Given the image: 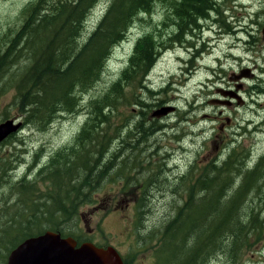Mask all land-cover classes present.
Listing matches in <instances>:
<instances>
[{
    "label": "rangeland",
    "instance_id": "374dc122",
    "mask_svg": "<svg viewBox=\"0 0 264 264\" xmlns=\"http://www.w3.org/2000/svg\"><path fill=\"white\" fill-rule=\"evenodd\" d=\"M33 1L36 0H0V38L23 25L22 11ZM107 6L108 0L97 2L83 30L81 43L89 39ZM170 12L169 7L158 2L154 5L151 14L136 21L128 34L127 41L114 49L102 79L94 88L79 95L81 97L79 106H82L79 114H66L56 118L45 132L39 130V120L32 119V126H22L18 133L11 135L0 144V159L13 163L11 170L9 169L6 174L9 175L8 181L18 183L26 176L27 180L34 181L40 191L44 192L47 189L46 182L38 175L40 167L48 163L49 159H53L61 149L72 146L87 119L90 103L106 94L110 86L119 80L138 39L150 32H154L156 36L159 33L165 36ZM164 22L166 25H163ZM161 53V58L157 60L147 77L150 81L146 82L148 87L155 89L153 91L156 95H149L143 88L137 93L142 95L143 101H147L149 105L162 101V107H174L175 111L167 116L155 118L152 117L154 111L148 112L135 106H121L113 113L116 115L114 121L116 124L122 126L129 123L133 131L137 129L139 134L135 140H131L129 135L125 134V143L121 146L116 144L113 151L105 155L106 160L115 162L116 168L103 181L101 180V184L91 193V201L82 204L78 217L70 218L69 214L59 229L75 234V238L79 237L81 241L88 239L103 246H112L131 264H175L171 258L175 251L182 249L180 245L191 249L187 256L184 254L180 258L181 262L201 264L197 256L205 250V244L206 249L212 246V241L204 239L198 241L192 238L179 243L167 239L170 222L177 218L182 210L187 213L185 208L190 203L189 192L184 190L183 194L178 195L174 192L173 185L189 172L191 166L198 165L203 169L213 161L226 158L230 151L240 147L245 149L244 152L248 151V167L250 165L255 167L257 159L264 157V131H248V118H252L253 115L248 116L244 107L238 110L231 109L225 113L234 120L233 127L226 131H218L215 128L218 127L217 123L212 124L207 121L209 119H202L203 114L219 117L220 105L205 102L211 90L210 86L204 83L213 79V71L204 65L216 66L213 60L220 53L204 57L205 62L204 59L197 57L194 63L192 56L183 51L177 52L170 47L165 48ZM183 60H190L192 66L186 65ZM230 73L231 70L226 72L227 75ZM247 86L248 82L245 88ZM132 93L133 91L129 93L130 97ZM246 97L248 96L245 94L244 99ZM201 101L203 104L200 103ZM14 103V90L0 94V124L10 119L16 123L22 122L24 125V115L13 106ZM261 103L263 106L255 118L257 121L264 119V98ZM156 120L158 129H155L156 124L154 125ZM140 122L144 124L143 131L139 129ZM153 131L157 132L154 134ZM103 160L104 157L102 162ZM123 163L128 164L129 167L125 168L122 166ZM131 168L134 170L129 176L126 172ZM74 174L78 177L85 175L80 169ZM120 174L125 175L116 176ZM200 174L192 176V185ZM261 174L263 177L257 182L263 185L264 166L261 168ZM86 176L98 177V169L93 173L86 171ZM249 176L248 181L254 182V178ZM37 177L38 183L35 182ZM5 180L6 176H3L2 181ZM1 185L0 264H6L10 254L7 246L12 240L11 226L18 227L22 232L25 229L22 223H31L35 217L33 213L31 216L27 214L24 197L11 192L9 183L2 187ZM253 190L247 205L250 207L248 208V241L241 253L232 258L230 254L222 253L221 248L216 246L213 247L212 255L205 260V264H264V213H260V209L264 210V189L253 185ZM200 197V194H197L195 207L201 204ZM235 202L238 201L235 199ZM206 203L210 205L211 200H207ZM41 208V205H36L33 212L37 210L38 213V209ZM251 210L255 214L249 215ZM42 217L41 213L39 217L41 226L36 228V231L43 227L49 229L48 225L44 226L48 223L47 219ZM198 218L197 211L193 219L202 221ZM252 218H256L253 223L250 222ZM14 222L16 223L13 224ZM185 222L186 220L181 226H186L187 230L191 225H186ZM229 225L232 229L235 223L224 224L226 228H229ZM186 230L183 231L184 234ZM13 236L21 237L18 233ZM174 237L175 240L177 238L180 240L183 235L172 234L171 238ZM162 247L166 249L163 252L158 251ZM172 247L176 248L170 250Z\"/></svg>",
    "mask_w": 264,
    "mask_h": 264
},
{
    "label": "trees",
    "instance_id": "16d2710c",
    "mask_svg": "<svg viewBox=\"0 0 264 264\" xmlns=\"http://www.w3.org/2000/svg\"><path fill=\"white\" fill-rule=\"evenodd\" d=\"M98 1H33L22 11L23 25L4 34V37L1 36L0 94L9 90L15 91L13 106L24 115L23 126H32V119H37L39 130L45 132L56 118L66 114H79L82 110V106H79L81 100L79 95L85 94L97 85L106 72L107 63L114 49L127 41L136 21L151 14L156 3L160 2L169 8L173 6L182 22L186 16L193 17L191 11H197V6L206 2V0H108V6L99 24L91 32L89 39L81 43L85 25ZM167 18L170 21L169 15ZM163 25H166V22ZM160 34L156 36L154 32H150L138 39L119 80L110 86L106 94L90 103L87 119L72 146L61 149L53 159H49L48 163L40 167L38 175L47 184L44 192L35 186L34 181L27 180L26 176L18 183L8 181L9 175L6 174L9 169L11 170L13 163L0 159L1 187L9 183L11 192L25 198L27 214L31 216L33 213L35 217L31 223H22L25 225L22 232L18 227L11 226L12 240L8 242V252L11 253L27 238L39 236L46 231L60 233L63 237H76L73 233L59 229L64 219L69 214L70 218L78 217L82 204L91 201V193L116 168L115 162L106 160L105 155L112 152L116 144L120 143L122 132L125 131L131 140H135L131 137L133 133L131 125L116 124L114 122L116 115L113 113L121 106H135L148 112H153V107L157 109L162 107V101L149 105L147 101H143L142 95L137 93L143 88L149 95H156L155 89L148 87L146 82L150 81L147 77L157 60L161 58V51L167 48L170 42L167 30L165 36ZM132 91L130 97L129 93ZM156 123L157 120L154 125ZM155 126V129L159 128L157 124ZM139 129L144 130V124L141 122ZM123 139L121 144L125 143ZM244 150L242 147L233 149L226 158L213 161L203 169L193 165L189 172L173 185L174 192L178 195L183 194L184 190L189 192L190 203L185 208L187 213L182 210L177 218L170 222L167 239L179 243L192 238L198 241L199 239L212 241L213 245L206 249L205 244V250L197 256L201 264H205V260L212 255L213 247L219 246L222 253L230 254L234 258L241 253L248 241L250 208L247 206L250 197L248 176L252 172L253 183L257 184L263 175L261 167L257 164L252 169L248 167V151ZM122 166L129 167L126 163ZM79 169L84 176L78 177L74 174ZM95 169H98V177L86 176V171L93 173ZM133 170L131 168L126 173L130 176ZM198 173L200 176L192 185V176ZM125 174L116 176L121 177ZM3 176H6L4 182ZM35 182H39L38 177ZM197 194L201 196V204L195 207ZM207 200H211L210 205H206ZM36 205L42 206L38 213L37 210L33 212ZM197 211L198 219L201 218L203 222L194 221L193 216ZM41 213L42 218H46L48 222L44 226L48 225L49 229L43 227L36 231L35 229L41 226L39 219ZM260 213L263 214L264 210L260 209ZM251 214H255L253 210L250 211L249 215ZM255 219L252 218L250 222L253 223ZM185 220L186 225H191L187 230L186 226H181ZM226 222L235 223L234 228L231 229L230 225L226 228L224 226ZM16 233L21 237L13 236ZM172 234L178 236L181 234L183 237L175 240L176 237L171 238ZM75 239L81 241L79 237ZM180 247L182 249L175 251L171 258L175 264L182 263L180 258L184 254L187 256L191 250L184 245ZM174 248L176 247L170 250ZM165 249L166 247H162V252Z\"/></svg>",
    "mask_w": 264,
    "mask_h": 264
},
{
    "label": "flooded vegetation",
    "instance_id": "af4514ba",
    "mask_svg": "<svg viewBox=\"0 0 264 264\" xmlns=\"http://www.w3.org/2000/svg\"><path fill=\"white\" fill-rule=\"evenodd\" d=\"M170 9L167 29L170 42L167 48L192 56L193 63L197 57L204 59L206 56L220 53L213 60L216 66L204 65L213 71V79L204 83L210 86L211 90L205 102L220 105L219 117L203 114L202 119H209L207 121L212 124L217 123L218 127L215 128L218 131H226L233 127L234 120L225 113L244 107L248 116L253 115L248 118V131H264V119H255L263 106L261 100L264 98V0H206L204 5L197 6V11H191L193 17L186 16L182 22L175 8L171 6ZM183 61L186 65L193 64L190 60ZM228 70H231V73L227 75ZM245 94L248 96L246 99ZM200 103L203 104L202 101ZM203 107L204 105L201 109ZM156 132L154 131V134ZM137 134L139 132L136 129L131 137L137 138ZM124 135L125 131L121 134L120 146L123 145L121 141ZM256 163L262 168L264 158L257 159ZM252 168L254 166L250 165V169ZM249 177H253L252 172ZM248 184L250 193L254 192L253 185L264 189V184H255L252 181H248ZM77 242L78 246H81L90 241L77 239ZM91 243L98 247H109L93 241ZM122 259L124 264H131L125 257Z\"/></svg>",
    "mask_w": 264,
    "mask_h": 264
},
{
    "label": "water",
    "instance_id": "95a60500",
    "mask_svg": "<svg viewBox=\"0 0 264 264\" xmlns=\"http://www.w3.org/2000/svg\"><path fill=\"white\" fill-rule=\"evenodd\" d=\"M175 111L164 106L154 110L152 117L161 118ZM22 122L7 120L0 124V144L18 133ZM7 264H124L121 254L112 246L98 247L91 242L78 246L73 237H63L60 233H45L27 238L8 257Z\"/></svg>",
    "mask_w": 264,
    "mask_h": 264
}]
</instances>
